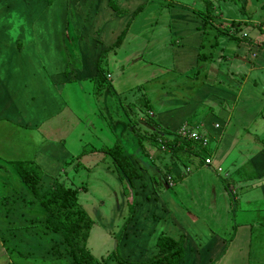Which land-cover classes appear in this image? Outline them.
<instances>
[{
    "label": "crops",
    "instance_id": "1",
    "mask_svg": "<svg viewBox=\"0 0 264 264\" xmlns=\"http://www.w3.org/2000/svg\"><path fill=\"white\" fill-rule=\"evenodd\" d=\"M228 1L237 4L239 11L233 10L224 16L218 14L217 17L221 21L219 26H224L223 40L229 43V47L230 43L234 45L231 55L223 49L225 42L220 51L213 46L217 41L204 43L208 21L201 15L212 17L215 11L211 0L205 3L206 10L197 9L199 16L190 4L175 1L169 9H172L169 18L172 17L175 26H168L165 22L167 14H163L160 21H146L148 28L159 24L160 30L154 34L151 28L143 35L129 31L128 17L125 13L119 15L115 12L113 0H0V158L12 161L14 155L27 148L26 158L29 160H25L33 161L30 154L33 150L37 162L49 168L40 179L43 187V179L51 176L49 179L52 180L53 174L63 169V162L74 170L75 164L65 159L79 155L85 149L81 147H109L121 140L124 133L125 136L130 135L127 121H117L108 112L101 111L97 97H94V76L98 67H102L100 62L104 58L108 67L114 66L122 75L117 76L112 84L110 68L106 71L109 88L113 91L123 90L122 84L125 83V92L135 93V86L128 85V80L137 75L143 82L139 84L142 88L145 87L143 84L149 85L153 80L160 82L167 75L171 76L170 70L181 72V76L194 73L193 77H188L196 82L190 99L176 102L173 108L163 107L155 117L154 111L146 108L151 104L148 97L162 103L160 96L156 95L160 84L148 88L151 91L148 97L142 88L143 107L150 117L145 115L140 102L142 134L139 136L142 137L125 144L131 149L144 148L143 153L154 156L158 154L154 148H177V139L194 142L185 135H180L181 138L174 135L183 125L205 137L207 144L196 142L202 154L186 165L184 161L172 162L169 156L151 165L147 159L150 157L142 155L141 159L137 155L144 172L134 181L132 191L141 213L128 219L119 236L125 238L127 249H130L128 245H139L140 251H144L140 261L157 252V237L165 234L176 240L183 237V256L178 264H247L253 228L263 235L264 227L258 224H264V219L260 214L255 217L261 221L253 217L252 210H258L256 207L252 210L246 209L249 206L240 207L242 212L239 216L235 211L238 201L247 204L258 201V198L254 197V201L253 196L240 190L257 185L256 182L251 185L253 179L260 180L264 194V13L263 16L255 15L249 10L254 7V2H259L258 7L264 10V0ZM117 3L122 8L125 5L138 8L147 2L117 0ZM153 3L155 6L150 9L151 5H148V11L142 17L150 12H153L151 17L161 13L159 2ZM69 7L75 13V20L68 18ZM230 9L227 4L229 12ZM70 24H73L72 30ZM121 34L122 40L117 44ZM169 45L173 48L170 49ZM161 47L168 52L173 51L166 54L171 60L170 65L162 60L159 53H151ZM76 54L79 58L77 63L72 61ZM69 66L71 69L66 72ZM73 83L79 84L82 90L87 83L85 92L89 98L83 104V110L70 107L67 104L69 100L66 102L64 99L66 88L74 89ZM65 109L67 113L62 114ZM133 132H136L134 128L130 136ZM153 132L162 136L159 146L151 138ZM251 136H254L253 146L259 143L263 147L238 148L242 138L252 139ZM258 136L263 138L262 141H256ZM28 141L35 148H28ZM210 141H213V147L208 146ZM139 153L137 150L135 154ZM204 157L209 158L210 163H205ZM54 162L59 163L58 167L53 168ZM168 166L170 169L164 178L160 172H165ZM191 167L195 172L189 174ZM153 172L159 174L162 183H158V179L156 183L153 181ZM166 176L170 177L169 181ZM172 185H177L180 191L184 187L188 190L195 187L200 191L203 187L207 203L200 206L196 202L190 208H183L176 192L163 189ZM49 186L50 183L45 184L44 188ZM259 210L263 211L264 207ZM205 214L210 223H206ZM241 215L243 219L258 223L254 226L249 220L241 222ZM218 218L225 219L212 226V220ZM29 258L17 255L13 258L10 253L8 261L12 264H37L34 261L37 257L31 256L30 261Z\"/></svg>",
    "mask_w": 264,
    "mask_h": 264
},
{
    "label": "rangeland",
    "instance_id": "2",
    "mask_svg": "<svg viewBox=\"0 0 264 264\" xmlns=\"http://www.w3.org/2000/svg\"><path fill=\"white\" fill-rule=\"evenodd\" d=\"M154 1L159 2L158 6L160 8L159 10L161 13L157 11L158 12L157 16L151 17L150 15H152L153 12L152 13L150 12L147 14V16L142 17V15H145L146 11H148L147 10L148 5H151L149 7L150 9L155 6L156 3H153ZM175 1L178 2L179 0H149V1L145 0V2L147 3L144 4L143 6L141 4L140 5L141 7L136 8V6H132L130 8V5H125V8H122L117 3V0H113L112 5H113V8L115 9V12H119V15L120 14L122 15L123 13H125V17L126 16L128 17L127 21H129V25H130L128 27L129 31L132 30V32L134 31L137 34L143 35L144 33H148V31L151 30V28L153 29L154 34L158 32L156 30H160L159 24L157 25L153 24L151 28H148L146 25V21L149 20L150 23L155 22V21H160V18L164 16L163 14H167V17H168V19H165L166 24L170 27L175 26L174 21L171 20L172 17L169 18V13L172 12V9L171 10L169 9L173 7V3ZM182 1L185 4H190L193 8H196V15H198L197 9L206 10L207 6L205 3H207L208 0H205V2L204 0H182ZM211 1L214 4V11H215L213 12L212 17H207L205 14L201 15L203 20L208 21L207 27L205 29V34H204V36L206 37L204 39V43H206L208 40L210 41V43H214L215 41H217V45H213V46H217L219 48V50L217 51H220L223 47L222 46L223 42H225V47L223 49L225 50L227 55H231L233 53L232 51H233L234 45L233 43H230V47H229L228 45L229 43L223 40L222 37L224 36V32H225L223 29L224 26H219L221 21H219L220 18H218L217 16L218 14L219 15L222 14L223 16L229 15V13H231L233 10L238 12L239 11L237 9L238 6L237 4L235 5L233 1L231 2L228 0L227 2H225V0H211ZM227 4H229L232 8L230 9V12L229 10H227ZM258 4L259 2H254V5H253L254 7L249 8V10L253 11L255 15L257 13L258 15L263 16L264 10L259 8ZM250 5L251 4H248L247 6H250ZM182 10L183 9L181 7L180 11ZM69 11L70 12L67 13L68 18L70 19L72 17V19L74 18L75 20L76 19L74 15L75 13L70 7H69ZM222 11H224L225 14ZM134 12L136 13L135 16L132 14ZM196 18L198 19L200 17H196ZM72 25L73 24H70L71 30L74 28ZM85 26L87 27L86 23H85ZM123 44L125 47V39H124ZM213 46H212V50L215 49V47ZM169 48L170 49L173 48L172 45H169ZM164 49L165 48L163 47H161L160 49L155 48L153 51H151V53H156V52L159 53V55L162 56V60L170 65L171 60L169 61V58L166 56V54L168 53L170 54L173 51L168 52L169 50H164ZM203 50L205 49H202V51ZM217 51L215 54H217ZM118 52H119V49H118ZM120 52H122V50ZM210 52L214 53V51H210ZM72 61L75 63L79 61L77 54L74 55V58H72ZM100 65H102V68L104 69L105 73L110 68L111 70L110 73L112 76V84H114V81L117 76H122L121 73L117 69L114 68V66L108 67V65L106 64L105 58L101 60ZM224 68H226V65ZM69 69H71V66H69L68 69L66 68L65 71L67 72ZM170 71H172L171 76L170 74L167 75L165 77L166 81L165 79L160 80V82L157 80H153L149 85L143 84L145 87H142V88L147 91V97L148 95L151 94V91L148 88L157 83L160 84L158 85V91H156V95L160 96L162 103L158 104L154 97L153 98L148 97L151 103L149 105V108L154 111L155 113L153 115L154 117L155 115H157V111H159L160 109H163V107L173 108L176 102L177 104L179 102H183V100L184 102H186V100L190 99L191 92L194 91L193 84L196 82L193 79H188L189 76L193 77L194 73H191L187 76L186 75L181 76L180 75L181 72H175L173 70H170ZM132 78L133 79L128 80V85L130 84V85L135 86L134 88V90H136L135 93H131V91L125 92V83L124 85L122 84L123 90L121 91L119 90L113 91L111 88H109V86L108 87L105 86L104 88H100L99 90H96V91L94 90V97H97L96 99L97 105L100 107L101 111H103L104 113L108 112L109 115L112 116L113 119L117 121L118 119L126 120L127 124L129 125V130L127 129V132L128 133L130 132V135L132 133V128L136 130V132H133V136H130V135L125 136V133L123 136H121L122 137L121 141L123 143L121 144L124 145L125 148H130L128 147L127 144H125L126 142H131L133 141L134 138L138 139L139 133L142 134V132H140V130H142L141 121H140L142 117H140L139 119L140 112H139V107H138L140 102L142 104L141 108L146 113L145 115H148V117H150L149 112H146L145 107H143V102H145V100L143 99L142 88H140L141 86L139 85L143 83L139 79L141 77L137 75L135 77L133 76ZM172 78L174 79V81ZM73 84L75 86L74 89L66 88V92L68 96L65 95L64 99L66 102L69 100V103L67 102V104H69L70 107L75 108V109L81 108L83 110V104L84 103L86 104L89 98L87 93L85 92V86L87 85V83L83 85L84 90H82L79 87V84H76V83H73ZM54 111H55V108H54ZM63 113L65 114L67 113L66 109L62 112V114ZM99 113H102V112H99ZM109 121H111L110 117H109ZM125 123L123 124L124 128H125ZM121 129H122V126L120 125L119 130ZM258 137H259V140H256V141H262L263 138L260 136ZM251 138L252 139L242 138V140L238 144V148H262L263 147V145L259 143L253 146L252 142L254 140V136H251ZM245 140L247 141L244 142ZM212 142L213 141H210L208 146L210 145V147H213L214 144H212ZM27 146L30 149L35 148V146L32 145L31 142L29 141L27 142ZM129 146H131V144H129ZM135 146L136 145H134V147ZM145 147H147L146 144H145ZM81 148H86V150H91L90 149L91 147L89 146H83ZM26 151H27V148L21 149V151L18 154L14 155L13 160L28 161L29 159L26 158L27 157ZM30 154L33 157V159L31 160L37 162V160L35 159L36 154L33 152V150L30 152ZM104 155H105L104 153L96 152L95 154H86V156H82L78 160L79 162L82 163V165L77 170H73L71 167H67V163L63 162L62 164L63 169H61L60 171L58 170L55 173L53 172L54 170L51 171V173L52 172L54 173L52 180L49 179V178H52L51 176H49V178L45 177L43 179V182H42L43 187H41V189H44L45 184H49V183L51 187H54V184H55L54 180H57V182H60L67 187L69 186V187L78 189L79 204H81V206L87 211L88 215L93 220L92 225H91V230L89 232L88 239H87V248L97 260L94 264H121V263H118V260H117L118 258L115 259L117 255H120L121 257L129 259L130 261H133V262L140 261L139 259L143 257L144 251H140V249L138 248L139 245H132V246L128 245L130 249H127V247L125 246V238L123 236L120 237L119 235L123 227H125V224L128 221V219L131 218L135 214L138 215L139 213H141V209L139 208V205L137 203H132V204L129 203L133 197L132 193L129 192L128 194L129 188H127L126 190L125 186L117 179L116 173L108 167V165H111V160L109 159V157H103ZM75 157L76 156H72V157L69 156L68 158L65 159V161L70 162L72 161V159L75 160L76 159ZM25 159H28V160H25ZM96 161L98 162L97 164H96ZM75 162L76 161H74L72 165H74ZM58 164L59 163L56 164L54 162L53 168L58 167ZM7 169L12 170L13 168L11 167ZM191 169L192 170L190 171L189 174H192L195 172L194 168L191 167ZM0 170H1L0 171V194L5 192L6 187L8 191L13 190L15 193H18L19 195L26 193L25 187L22 185V183L20 182V180L18 179L16 174H14L13 171H10V170L5 171V169L4 170L0 169ZM48 170H49L48 167L44 168V166H41V171L43 172V174H45L46 171ZM143 172L144 171H142V173ZM152 174L155 176V178L159 180L158 173L153 172ZM1 177L5 178L4 183H1V180L4 179V178L1 179ZM252 182H256L258 184L255 186L243 187L240 190H242V193L244 192V194L246 195L253 196V199L254 197L258 198L256 199L258 201L256 202L254 199L255 203H251V204H247L245 201H241L239 203L238 201V204L236 205L237 208H236L235 214L239 216V214L242 212L240 207L244 208L245 206H249L248 208H246L248 210H252L254 207H256L258 208V210L256 209L252 210L253 217H255L257 214H260L261 219H264V210L263 211L259 210V208L263 209L264 207V202H262V198H263L262 195H264L263 188L261 187L260 180L253 179L252 181H250L251 185H252ZM193 188H194L193 190L191 189L188 190V187L187 188L184 187L182 188L183 191H180V188H178L177 185L169 186V188L163 187L164 190H169L170 192L177 193L180 206H182L183 208H190L196 202H198L200 206L203 204V202L207 203L208 198L205 195L207 194L206 190H204L203 187H201L200 191L197 190L195 187ZM160 189L161 188H158V191H160ZM170 194H173V193H170ZM28 210H30L29 206L28 207L26 205L24 207L21 206V208L16 212V214L18 215L21 213H25V211H28ZM161 211L162 210H159V212ZM232 212L234 213V210ZM245 212L249 213V211H243V213ZM16 214H12V216L14 217ZM204 217L208 219V220L205 219L206 223L208 222L210 223L208 215L205 214ZM239 218L241 222H246L247 220H249L250 224L254 226L256 225V223H258V222L254 223L253 221H251V219H246V218L243 219V215H241ZM255 218H256V221H261L259 217H255ZM224 219L225 218L219 220L218 218V219H215V221L212 220L213 222L212 226H214V224L217 222H222ZM10 220H15V219L11 217ZM17 221L18 222L22 221V219L17 218ZM1 223L2 224L7 223V219L4 217V213L2 212H0V224ZM258 226L264 227V224L259 222ZM253 229L254 230H253V235L251 238V246H250V257H249V262H247V264H264V234L261 235L260 233H256L255 227ZM37 239H39V237H37ZM0 244H2L1 241H0ZM42 245H44L43 240H34L32 241V244L28 246L23 245L19 251L33 253L34 256L33 255L31 256L38 257V258H35L34 261L37 264H39L43 261L38 255L42 254L46 250V248L42 249L40 247ZM10 253L12 252L11 251L8 252L4 250V247L2 249V247L0 246V264H12V262L8 261V259L10 258ZM145 253L149 254V252L147 251H145ZM14 255L15 254H13V258H14ZM31 256L28 259L29 261L31 260ZM23 258H26V257H23ZM62 264H66V262L63 261Z\"/></svg>",
    "mask_w": 264,
    "mask_h": 264
},
{
    "label": "trees",
    "instance_id": "3",
    "mask_svg": "<svg viewBox=\"0 0 264 264\" xmlns=\"http://www.w3.org/2000/svg\"><path fill=\"white\" fill-rule=\"evenodd\" d=\"M122 35L117 40V44L122 40ZM94 82L95 91L110 86L107 75L100 66L94 76ZM148 108L149 106L146 109ZM174 135L181 138L178 131L174 132ZM141 137L139 136V138ZM151 138L158 145L162 136L158 132H153ZM175 142L179 143L177 148H154L158 154L153 156L143 153L144 148H125L122 141L117 140L109 147L90 148L91 150L85 148L79 156L75 157V160L72 159L73 161L70 162L77 161L74 165V170H77L82 165L78 161L82 156L93 152L104 153L103 157H109L111 160V165L108 167L116 173L117 179L125 186V189L129 188L128 194L131 192L133 195L134 181L142 176L143 165L138 157L141 159L142 155L150 157L151 160L147 159L151 165H156L155 162H160L165 156H169L172 162L184 161L186 165L191 163V159L199 158L202 154L201 148H198L195 141L177 139ZM137 150H140L141 153L135 154ZM204 159L205 157L203 161ZM11 167L12 170L7 169ZM0 169L13 171L26 189V193L19 195L13 190L8 191L6 187L5 192L0 194V212L4 213V217L7 219L6 224H0V241L2 243L0 246L23 258L34 256L31 252L19 251L23 245L28 246L34 240H43L44 245L40 247L46 248V250L38 256L44 263L58 264V262L65 261L66 264H94L97 261L87 248V239L93 220L79 204L77 188L67 187L55 180L54 187L49 186L41 189L40 179L43 172L35 161H8L0 158ZM169 169L168 166L165 168V172L161 171V176L165 178ZM168 177L166 176L167 181ZM3 178L1 177V179ZM153 181L156 183L158 180L153 177ZM4 182L5 178L1 180V183ZM158 183H162V179ZM129 203H136L135 195ZM25 205L29 206V212L25 211V213L17 215L16 212ZM12 214L16 215L13 217ZM11 217L15 220H10ZM17 218L22 221L18 222ZM182 243L183 237L176 240L165 234H160L156 242L157 252L149 259L133 262L120 255H117L115 259L118 258V263L121 264H178L183 256Z\"/></svg>",
    "mask_w": 264,
    "mask_h": 264
},
{
    "label": "built area",
    "instance_id": "4",
    "mask_svg": "<svg viewBox=\"0 0 264 264\" xmlns=\"http://www.w3.org/2000/svg\"><path fill=\"white\" fill-rule=\"evenodd\" d=\"M178 132L181 135H183V136L185 135L188 138L194 140L195 143L198 142V143H200V145H206L207 144V139L205 137L199 135L196 131L189 130L185 125L181 126L179 128ZM205 162L206 163H209L210 162V159L209 158H205ZM167 179L169 181L170 180V177H168Z\"/></svg>",
    "mask_w": 264,
    "mask_h": 264
}]
</instances>
